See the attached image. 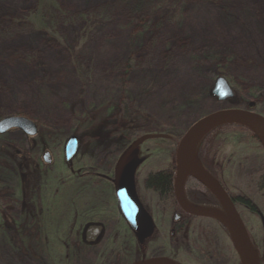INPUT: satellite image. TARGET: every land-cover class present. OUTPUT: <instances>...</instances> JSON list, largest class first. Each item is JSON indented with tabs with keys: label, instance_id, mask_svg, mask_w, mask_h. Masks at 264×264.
I'll list each match as a JSON object with an SVG mask.
<instances>
[{
	"label": "rangeland",
	"instance_id": "obj_1",
	"mask_svg": "<svg viewBox=\"0 0 264 264\" xmlns=\"http://www.w3.org/2000/svg\"><path fill=\"white\" fill-rule=\"evenodd\" d=\"M54 1L72 19L57 20L50 35L17 21L37 0H0V43L24 38L0 47L6 76L0 75V119L26 116L40 133L26 136L15 128L0 133V264H130L153 256L179 264H240L227 230L210 217L172 233V198L163 202L145 180L171 166L175 176L178 141L207 113L251 106L264 116V0H143L136 11L133 0L79 7ZM100 11L107 18L86 33L82 16ZM98 54L105 59L101 64ZM187 76L193 81L180 86ZM218 76L227 80L232 97L218 100L211 94ZM150 100L155 109L146 104ZM117 101H127L132 110L126 139L109 133L98 143H79L67 168L65 140L84 137L79 123L86 116L96 128L111 130L115 111L106 107ZM41 137L51 147L49 164ZM5 148L24 157L22 169ZM129 149L138 158L135 193L154 223L141 238L123 220L112 181L116 162ZM198 154L233 197L247 200L264 216V189L256 186L264 149L252 131L220 126L203 139ZM21 172L24 201L17 195ZM235 207L261 254L260 219ZM66 212L69 220L63 224ZM87 221L104 223L99 244L81 241Z\"/></svg>",
	"mask_w": 264,
	"mask_h": 264
},
{
	"label": "water",
	"instance_id": "obj_2",
	"mask_svg": "<svg viewBox=\"0 0 264 264\" xmlns=\"http://www.w3.org/2000/svg\"><path fill=\"white\" fill-rule=\"evenodd\" d=\"M211 94L218 100L233 96V91L223 76H218L214 82ZM264 108V101H263ZM230 124L243 125L256 136L264 149V116L249 109L225 108L207 113L196 120L183 134L177 143L175 151L176 174L173 180L174 193L180 207L187 213L210 217L219 221L230 236L232 245L238 254L240 264H259V260L249 239L248 231L241 220L233 201L221 185L206 171L202 161L197 156V146L212 130ZM19 129L28 135L37 132L36 123L26 116L7 115L0 119V133L9 129ZM79 137L69 136L64 143V159L69 164L78 153ZM46 163L51 158L48 152L43 154ZM137 152L127 150L117 161L115 169V194L122 217L129 228L137 235H147L152 231L151 217L142 207L134 190V170L137 165ZM192 176L208 188L221 203L224 212L208 207L189 204L183 192L184 181ZM177 213L174 218H177ZM103 227L100 223H87L82 232V238L87 244H96L101 239ZM130 264H176L165 256H153Z\"/></svg>",
	"mask_w": 264,
	"mask_h": 264
},
{
	"label": "trees",
	"instance_id": "obj_3",
	"mask_svg": "<svg viewBox=\"0 0 264 264\" xmlns=\"http://www.w3.org/2000/svg\"><path fill=\"white\" fill-rule=\"evenodd\" d=\"M133 1H134L133 9L136 11L141 6L143 0H133ZM82 17L85 19L87 23L85 32L89 33V31L95 25H97V23L99 22L101 23L107 18V12L100 11L98 13L86 14L83 15ZM59 19L61 21L69 20L72 19V17L68 15L66 12H64L62 9L58 8L54 0H37L34 9H32L24 17H22L17 21L24 25L33 27L38 31H42L44 33L53 35L52 33L54 32L56 21ZM77 72L79 75L84 73L79 69H77ZM248 107L249 109H252L251 106ZM113 110L115 111L114 112L115 114L113 116L114 120L111 123L112 125H114V127H112L111 130H106L105 128H96L94 126V122L91 119V117L89 118L86 116L82 118L84 119L83 122L79 123V131H82L81 133L84 132L83 133L84 137L82 134L79 135L82 140L81 144L86 146L89 143L90 144L98 143L104 140L105 138H107L105 136L109 133H112L114 135H122L123 136L122 139H126V136L129 134L132 125L131 106L127 103V101L126 102L117 101L110 107L109 106L106 107V111H108L109 113ZM233 125L237 126L238 124H233ZM207 135L203 139H205ZM237 137L238 136L236 134L234 135L233 139L236 140ZM141 138L139 139V141L144 139V137ZM203 139L198 144L196 150L197 156L201 161L202 159L198 154V149ZM171 180H172L171 172L168 169H164L155 173H149L147 179L145 180V185L148 188H153L154 190H156L160 200L165 202V200L170 199L171 196V191H172ZM186 180H187V187L189 188V190H191L195 194L198 193L199 196L201 195V191H202L201 189L207 190V188H205L202 184L196 181V179L192 176H187ZM256 186L258 187V189H264V166L262 172L260 173L257 179ZM236 201L244 206H247L251 210H254V207L247 200L241 197H237Z\"/></svg>",
	"mask_w": 264,
	"mask_h": 264
},
{
	"label": "flooded vegetation",
	"instance_id": "obj_4",
	"mask_svg": "<svg viewBox=\"0 0 264 264\" xmlns=\"http://www.w3.org/2000/svg\"><path fill=\"white\" fill-rule=\"evenodd\" d=\"M11 130H13V129H9L8 131H6V132H4V133H1V134H6V133H9V132H11ZM16 130H19V129H16ZM19 131H21V130H19ZM23 132V131H22ZM26 136H29L28 134H26V133H24ZM40 133H38V128H37V132H36V134H34V136L33 135H31V136H33V137H35V135L37 136V135H39ZM79 137V136H78ZM32 140V143H33V145H36V141H34L33 140V138L31 139ZM41 142H42V148H40L41 146H39V148L40 149H43L42 150V154H44L45 152H48L49 153V155H50V158H52V152H51V150H50V146H46L45 144H44V141H43V138L41 137V140H40ZM82 142V140H81V138L79 137V143H81ZM40 143V142H39ZM46 147H45V146ZM7 148H5V152H9V148L6 150ZM133 149H131L130 151H132ZM9 154H10V157L15 161V162H18V165H19V168L20 169H22V164L21 163H19V162H23V159H24V157L22 158V155H21V157L19 158V156H18V154H14V153H10L9 152ZM52 160V159H51ZM24 162H25V160H24ZM64 162H65V164L67 165V168H69V164L67 163V161H65V159H64ZM33 163V162H32ZM31 163V165H32V167H31V169H34V167H35V165L34 164H32ZM44 163H46V162H44ZM138 163V162H137ZM47 164H49V163H47ZM203 164V163H202ZM116 165H117V162H116V164H115V166H114V170H113V179H112V181H113V184H114V194H115V183H114V178H115V169H116ZM137 166V165H136ZM204 167H205V169H206V171L210 174V172L208 171V169H207V167L205 166V165H203ZM136 168V167H135ZM25 169H27V168H25ZM165 169H168L170 172H171V175H172V184H171V196H170V198H172V202L174 203V207H175V210H174V212H173V214H172V217H171V223H172V226H173V228H172V230H171V232L173 233V232H178V231H180L181 229H183V227H188L190 224H193V221L194 220H196V219H198V218H205V217H201V216H196V215H193V214H190V213H187L185 210H183L181 207H180V205H179V203L177 202V200H176V197H175V193H174V187H173V180H174V167L172 168V166L171 167H168V168H165ZM23 171V170H22ZM70 172V171H69ZM211 175V174H210ZM24 177H25V174L23 173V172H21L20 173V177H19V186H18V188H19V193H17V195H19V197H21V200H23L24 201V192H23V185H24V183H23V179H24ZM213 177V176H212ZM215 179V178H214ZM220 185H221V187L226 191V193L228 194V196L230 197V199L233 201V203H234V205H239V206H243V207H245L249 212H251L252 214H254V215H256L259 219H260V221H261V223H262V226L264 227V216L262 215V213L261 212H259V211H257V209L256 208H254V210H251L250 208H248L247 206H244V205H242V204H240V203H238L237 201H236V198L237 197H233L228 191H227V189L220 183V181L219 180H217V179H215ZM207 190L208 191H201V195L199 196L198 195V193H194V192H192L191 190H189V188L187 187V180H186V178H185V181H184V187H183V192H184V197H185V199H186V201L189 203V204H191V205H194V206H201V207H208V208H215V209H219V210H221V211H223L224 212V209H223V207H222V205H221V203L219 202V200L217 199V197L207 188ZM137 196V195H136ZM115 198H116V194H115ZM138 198V197H137ZM140 201V200H139ZM116 203H117V206H118V202H117V198H116ZM141 203V202H140ZM23 204V203H22ZM142 205V204H141ZM26 207V206H25ZM142 207L144 208V206L142 205ZM118 209H119V206H118ZM144 210L146 211V213L148 214V212H147V210L144 208ZM175 213H177V218H174V214ZM67 215H68V212H66V216L65 215H62V218H63V224H65V218H66V220L68 221L69 220V218H67ZM149 215V214H148ZM208 218V217H207ZM152 219V218H151ZM209 219H211V218H209ZM213 219V218H212ZM123 220H124V218H123ZM217 224H219L220 225V227H222L223 228V230L224 229H226L219 221H217L216 219H213ZM242 220V219H241ZM125 221V220H124ZM126 222V221H125ZM152 222H153V220H152ZM87 223H100L101 225H102V227H103V234H102V237H101V239L98 241V243H96V244H99L100 242H101V240L103 239V237H104V235H105V225H104V223L103 222H100V221H87V222H85L84 224H83V227H82V229H81V231H80V237H81V241L84 243V244H86V245H89V246H93V245H96V244H92V245H90V244H87V243H85V241L83 240V238H82V232H83V229H84V227H85V225L87 224ZM244 223V222H243ZM128 225V224H127ZM245 225V224H244ZM130 229V228H129ZM153 229H154V223H153V228H152V231H153ZM131 230V229H130ZM227 230V229H226ZM132 231V230H131ZM151 231V232H152ZM133 232V231H132ZM150 232V233H151ZM149 233V234H150ZM228 233V232H227ZM133 235L136 237V238H141V237H145V236H147V235H143V236H137L134 232H133ZM229 235V234H228ZM249 235V234H248ZM68 237H69V235H68ZM230 237V236H229ZM249 239H250V241H251V244H252V246H253V248H254V250L256 251V254H257V257H258V260H259V264H262V262H263V260H264V234H263V250H262V253L261 254H259L258 253V250H257V248L255 247V244H254V242H253V240L251 239V237L249 236ZM176 264H179V263H177V262H175Z\"/></svg>",
	"mask_w": 264,
	"mask_h": 264
},
{
	"label": "bare ground",
	"instance_id": "obj_5",
	"mask_svg": "<svg viewBox=\"0 0 264 264\" xmlns=\"http://www.w3.org/2000/svg\"><path fill=\"white\" fill-rule=\"evenodd\" d=\"M68 2H70L71 4H73L75 7H79V6H83V5H85L86 3H92V2H95V1H97V0H79V1H76V2H74V0H67ZM203 14V16H205L206 15V12H203L202 13ZM194 35H196V37L197 36H199L200 34H198V33H194ZM23 37H19L18 39H16V40H14V41H2L1 43H0V47H2V46H9V45H18V44H21V43H24V41H23ZM97 46V43H95V42H93L92 44H91V47L92 48H94L95 49V47ZM260 50H262V48L260 49ZM47 57H48V60H49V62H52V56H50V55H47ZM103 61H105V59L104 58H102L99 54L97 55V63L98 64H101V63H103ZM182 61H183V59H182ZM29 72H30V70H29ZM31 73H32V71H31ZM0 75L1 76H3V75H5V73H4V71H3V69L0 67ZM4 78H6V76H3ZM186 77H184V79H185ZM183 79V80H184ZM193 81V79L192 78H190L189 76H187V78L184 80V81H182V83L181 84H179L180 86H182V85H188V84H190L191 82ZM139 82H140V80H138V82H137V86H138V84H139ZM146 104H148L152 109H155L156 108V104L154 103V102H152L151 103V100L150 101H148Z\"/></svg>",
	"mask_w": 264,
	"mask_h": 264
}]
</instances>
